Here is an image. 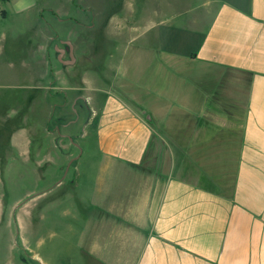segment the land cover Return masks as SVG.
I'll return each instance as SVG.
<instances>
[{"label": "crops", "instance_id": "crops-1", "mask_svg": "<svg viewBox=\"0 0 264 264\" xmlns=\"http://www.w3.org/2000/svg\"><path fill=\"white\" fill-rule=\"evenodd\" d=\"M30 7L17 4L19 13ZM132 16L114 28L128 36L117 41V58L93 75L94 43L53 38L44 56L49 111L86 100L83 153L93 143L100 166L77 172L71 140L65 160L85 193L79 200L93 205L91 251L112 261L98 264H264V0H194L168 20L149 14L142 26ZM169 20L180 24L171 39L151 41ZM77 24L83 34L97 29ZM78 118L66 136L75 137ZM44 127L60 188L55 135Z\"/></svg>", "mask_w": 264, "mask_h": 264}, {"label": "rangeland", "instance_id": "rangeland-1", "mask_svg": "<svg viewBox=\"0 0 264 264\" xmlns=\"http://www.w3.org/2000/svg\"><path fill=\"white\" fill-rule=\"evenodd\" d=\"M19 1L0 0V264L110 262L111 255L103 262L91 251L95 224L87 222L86 217L92 216L88 211L93 205L79 200L85 193L71 184L75 167L69 171L65 160L71 145L67 128L72 119L79 117L70 125L75 135L71 134L72 142L81 155L76 162L77 172L86 175L100 166L92 156L93 143L91 151L83 153L86 100L66 107L75 110L58 112L64 107L57 106L56 111H49L50 102L44 94L50 86L46 47L49 42L53 45V38L59 46L69 41L94 43V47L87 48L92 65L89 72L93 75L117 58V41H125L128 36L124 33L120 37L114 28L126 26L131 11L132 20L142 26L149 14L168 20L181 6L193 7L194 0H26L33 7L24 13L17 9ZM77 23H96L97 29L83 34V27ZM183 25L185 39L193 26L190 22ZM176 27H180L179 22L167 21L151 32V41L163 39L159 36H168ZM66 93L69 91L56 93L57 103L65 102ZM45 125L56 139V181L65 178L60 188L52 187L48 156L53 146L45 138ZM26 140L31 141L30 147L24 144ZM41 190L46 191L40 194ZM15 211L25 221L18 218L19 223L14 222Z\"/></svg>", "mask_w": 264, "mask_h": 264}, {"label": "water", "instance_id": "water-1", "mask_svg": "<svg viewBox=\"0 0 264 264\" xmlns=\"http://www.w3.org/2000/svg\"><path fill=\"white\" fill-rule=\"evenodd\" d=\"M71 141H73V138L72 137H68Z\"/></svg>", "mask_w": 264, "mask_h": 264}, {"label": "trees", "instance_id": "trees-1", "mask_svg": "<svg viewBox=\"0 0 264 264\" xmlns=\"http://www.w3.org/2000/svg\"><path fill=\"white\" fill-rule=\"evenodd\" d=\"M8 1V0H7Z\"/></svg>", "mask_w": 264, "mask_h": 264}]
</instances>
